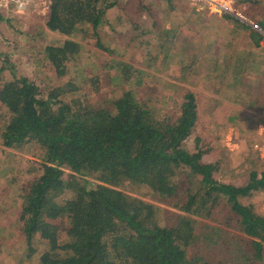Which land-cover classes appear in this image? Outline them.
<instances>
[{"label":"trees","instance_id":"1","mask_svg":"<svg viewBox=\"0 0 264 264\" xmlns=\"http://www.w3.org/2000/svg\"><path fill=\"white\" fill-rule=\"evenodd\" d=\"M114 4L52 0L46 26L64 36L33 45V57L25 62L33 75L13 59L10 41L0 46V141L4 148L36 155L40 170L20 195L17 219L28 248L20 255L31 258L41 241L47 246L38 254L40 264H264V208L258 198L264 191V152L255 147L260 152L253 156L248 143L238 151L239 165L233 159L228 168L229 156L205 157L212 147L201 136L190 148L198 91L187 89L176 113L154 110L150 94L131 87L149 73L128 59L137 61L144 52L141 62L157 68L150 46L162 48L168 38L178 54L174 45L180 36L182 78L205 57L215 75H224L216 82L229 97L249 98L250 106L264 111V45L237 47L241 35L261 45L264 34L223 12L218 22L232 20L234 37L213 30L214 38L204 35L208 52H203L195 37L166 27L170 13L157 18L152 4L125 0L109 17L106 10ZM174 4L167 0L169 8ZM133 7L145 8L149 19L134 17ZM256 11L264 27V9ZM7 17L0 11V32ZM110 31L117 40L126 37L130 52L124 59L105 39ZM78 32L94 48L73 37ZM149 34L153 41L145 39ZM222 43L233 44L231 51H222ZM251 56L255 60H247ZM90 62L97 73H86ZM253 80L258 90L250 88ZM240 166H246L245 181L228 180ZM124 181L149 188L154 199L178 210L123 191Z\"/></svg>","mask_w":264,"mask_h":264},{"label":"rangeland","instance_id":"2","mask_svg":"<svg viewBox=\"0 0 264 264\" xmlns=\"http://www.w3.org/2000/svg\"><path fill=\"white\" fill-rule=\"evenodd\" d=\"M112 1L115 4L106 10L109 17H113L120 5L125 2V0ZM144 1L153 5L152 8L155 10L157 18H162L166 13H170L171 18L166 21V27H177V33L180 34V31H183L195 37L196 48L198 50L202 49L203 52H208V48H206V44L204 43V35H211L213 30H222L224 37L227 39L234 37V34H232V26L234 25L232 20L231 23L218 22L223 12L211 8L206 3L195 4L191 0H174L175 4L172 8H169L167 0ZM257 1L264 3V0ZM236 2L245 8L252 19L259 21V16L257 14L255 15V13L257 12L256 10L260 11V9H264V4L259 5V3H254L252 0L243 2L236 0ZM16 8L17 3L11 2L9 4V12H5V16L10 17L11 20L7 17L4 19L5 22L3 21L1 23L0 46L1 48L6 47L8 45L7 41H10L8 50L14 56L13 59L16 61L19 60L20 68L28 70V73L33 75L35 71L28 68L29 65L25 66V62H28L33 57V45H36V43H56L64 35L60 32L52 31L46 26L47 11H44L46 9L37 11L27 6L23 10L16 11ZM131 13L136 18L139 16L141 19H149L145 8L135 11L133 7ZM232 16L237 18L234 15ZM190 22L192 25H188ZM259 23L261 22L259 21ZM261 26L263 27L262 24ZM105 28L108 29L107 24ZM197 31H200V33ZM261 31L264 34V27ZM211 36L214 38L215 34ZM73 37L80 39L87 48H94L89 42H86L85 34L82 35L78 32ZM238 38V49L243 50L245 46L253 47L254 43L251 38L246 35H241ZM105 39H110V42L114 43L117 56H122L121 58H123L125 57V53L130 52V49L126 48V37L122 36L120 40H117L115 33L110 31L107 34L105 33ZM145 39L153 41L155 36L149 34L145 36ZM177 40L174 46L179 51L178 54L174 49L172 50L168 38L163 39L162 48H158L157 45H153L152 43V46L149 44L152 55L150 59L157 56L155 60L158 66L157 68L141 62L142 56L145 58V55H142L144 52H140L137 61L132 60L133 58L131 57L128 58L129 61H132L133 65L143 68L149 73L143 75L141 82L132 83L131 87L137 94H150L151 105L154 110L159 107L174 113L178 111V105L186 90H197L199 115L196 127L189 136L187 144L190 148H193L197 136L206 139L212 147L210 152L205 155L207 159H214L218 156H229L227 158V166L229 168L235 164L239 165L237 163L240 156L238 151L245 148L248 149V143H251V147L255 150L253 156H257L260 151L264 152V111L259 110L257 108L258 105L250 106L251 100L249 98H243L239 94H236L235 97H229L227 92L223 90L224 85L216 82V79L224 75H215L216 71H212L211 62L205 57L199 60L194 69L187 71V79L182 78L180 74V48L182 47L180 36ZM208 40L211 39L209 38ZM260 41L264 45V39ZM1 42H3V45ZM236 42H238L237 39ZM15 44L17 45L16 50L13 48ZM224 45V43L219 45L222 46V51H231L233 44L226 43V48ZM139 50L146 51L145 49H141V47ZM160 50H162L163 54L158 55L157 53ZM247 60L252 61L255 58L251 56ZM247 60L242 64V67L246 63L248 64ZM32 65L36 67L34 63ZM86 69V73L93 74L98 72L99 67L93 62H90L87 64ZM74 72L72 71L71 75ZM112 72H115V69H112ZM242 75L246 78L252 77V75L244 73V71ZM78 79L80 80L81 78L79 77ZM253 81L250 88L258 90V81ZM96 95L97 93L89 95L88 97L93 99ZM212 99H217L218 102L216 103ZM255 147L260 151L255 149ZM35 159H37V156L28 151L4 148L0 141V243L2 245L0 253L3 257L0 264H40L38 254L47 246L46 243L40 241L37 243V250L39 252L36 251L31 258L20 255L21 252L23 254L27 252L26 249L28 248L27 243L23 241L20 223L17 219V212L19 209L20 195L24 190V186L33 179L35 174L40 173ZM233 159H237L236 163H229ZM245 167L240 166L235 171L230 172L227 177L228 180H232L237 184L244 182L245 178H243V173ZM119 188L135 196L154 202L156 201V203L178 210L172 205L154 199L149 194L151 190L147 187L124 181L119 185ZM260 197L262 199L260 204L264 208V191L259 194L258 198ZM195 217L198 219L197 216ZM19 258L22 259L19 260Z\"/></svg>","mask_w":264,"mask_h":264},{"label":"built area","instance_id":"3","mask_svg":"<svg viewBox=\"0 0 264 264\" xmlns=\"http://www.w3.org/2000/svg\"><path fill=\"white\" fill-rule=\"evenodd\" d=\"M17 3L16 11L23 10L25 7L29 6L32 10L47 11L50 9L52 0H0V11L5 14L9 12V4ZM193 3L197 4H208L211 8L215 10H220L222 12H228L239 20L250 25L255 30L261 31L263 27L259 21H256L250 17L246 12L245 8L241 7V4L236 2V0H191Z\"/></svg>","mask_w":264,"mask_h":264},{"label":"crops","instance_id":"4","mask_svg":"<svg viewBox=\"0 0 264 264\" xmlns=\"http://www.w3.org/2000/svg\"><path fill=\"white\" fill-rule=\"evenodd\" d=\"M5 15V14H4ZM218 18V17H217ZM243 22V21H242ZM246 24V23H245ZM248 25V24H247ZM257 31H259V30H257ZM259 32H261V33H263L262 31H259ZM261 45H255V43H254V45H253V47L252 48H254V49H256V50H259V49H261L262 48V42L260 41L259 42ZM245 47H247V46H245ZM251 48V49H252Z\"/></svg>","mask_w":264,"mask_h":264}]
</instances>
